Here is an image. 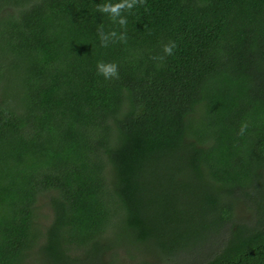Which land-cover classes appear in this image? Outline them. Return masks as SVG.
Masks as SVG:
<instances>
[{
	"label": "trees",
	"instance_id": "trees-1",
	"mask_svg": "<svg viewBox=\"0 0 264 264\" xmlns=\"http://www.w3.org/2000/svg\"><path fill=\"white\" fill-rule=\"evenodd\" d=\"M105 2L0 0V264H264V0Z\"/></svg>",
	"mask_w": 264,
	"mask_h": 264
},
{
	"label": "clouds",
	"instance_id": "clouds-1",
	"mask_svg": "<svg viewBox=\"0 0 264 264\" xmlns=\"http://www.w3.org/2000/svg\"><path fill=\"white\" fill-rule=\"evenodd\" d=\"M134 3H136V0H119V2H116V3L105 2L102 5H98L97 7L99 8V10L101 12H107V13L111 14V17L113 19H115L116 17H119L118 23L120 25H123L125 23V19L120 16L118 9H122V8L130 9V8H132ZM99 35H100V39H101L102 44L107 43V41L109 40L110 37H115V38H119V39L123 38L122 33L119 37H117V33L115 31L105 34L102 30H100ZM175 46H176L175 42H170L169 44H166L164 46L163 50L166 54H171L173 49L175 48ZM97 70L105 78L115 77L117 75L115 63L99 62L97 64ZM245 128H246V125L241 124L240 129H239L240 134L244 133Z\"/></svg>",
	"mask_w": 264,
	"mask_h": 264
},
{
	"label": "rangeland",
	"instance_id": "rangeland-1",
	"mask_svg": "<svg viewBox=\"0 0 264 264\" xmlns=\"http://www.w3.org/2000/svg\"><path fill=\"white\" fill-rule=\"evenodd\" d=\"M42 210L44 211L43 213H44L45 217L43 218V221L41 220L39 222L43 225V224H45L47 222L46 217H48L47 215H49V211H48V209L46 207H44ZM44 219L46 221H44ZM121 257L125 258V259H122L123 261L120 262V264H133V262H132V260L130 258L125 257L123 254L121 255Z\"/></svg>",
	"mask_w": 264,
	"mask_h": 264
}]
</instances>
